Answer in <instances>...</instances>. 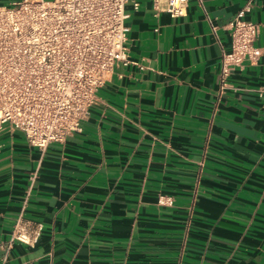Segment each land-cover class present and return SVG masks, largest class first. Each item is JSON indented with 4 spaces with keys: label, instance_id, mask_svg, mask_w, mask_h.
<instances>
[{
    "label": "crops",
    "instance_id": "obj_1",
    "mask_svg": "<svg viewBox=\"0 0 264 264\" xmlns=\"http://www.w3.org/2000/svg\"><path fill=\"white\" fill-rule=\"evenodd\" d=\"M247 1L190 0L171 18L166 0H130L139 66L114 67L82 132L42 152L5 126L0 264H264V59L222 93L218 77ZM246 19L264 47V0ZM33 175L31 247L11 239Z\"/></svg>",
    "mask_w": 264,
    "mask_h": 264
},
{
    "label": "built area",
    "instance_id": "obj_2",
    "mask_svg": "<svg viewBox=\"0 0 264 264\" xmlns=\"http://www.w3.org/2000/svg\"><path fill=\"white\" fill-rule=\"evenodd\" d=\"M129 1L21 0L0 6V138L10 125L44 152L82 132L114 67L139 66L127 48ZM189 1L166 0V11L171 18L184 17ZM255 3L248 0L228 25L231 49L220 62L221 93L245 62L264 59V47L256 46L260 25L246 19ZM35 179L11 239L31 247L42 232L25 217Z\"/></svg>",
    "mask_w": 264,
    "mask_h": 264
}]
</instances>
